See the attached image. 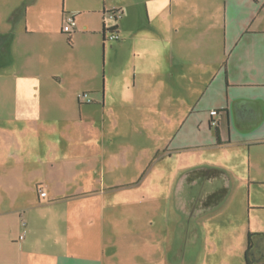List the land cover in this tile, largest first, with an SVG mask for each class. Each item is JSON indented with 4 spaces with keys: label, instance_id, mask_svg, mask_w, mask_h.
<instances>
[{
    "label": "crops",
    "instance_id": "0c3cea01",
    "mask_svg": "<svg viewBox=\"0 0 264 264\" xmlns=\"http://www.w3.org/2000/svg\"><path fill=\"white\" fill-rule=\"evenodd\" d=\"M249 234L264 264V0H0V264H247Z\"/></svg>",
    "mask_w": 264,
    "mask_h": 264
},
{
    "label": "trees",
    "instance_id": "16d2710c",
    "mask_svg": "<svg viewBox=\"0 0 264 264\" xmlns=\"http://www.w3.org/2000/svg\"><path fill=\"white\" fill-rule=\"evenodd\" d=\"M110 12H112V11H110ZM113 30L114 29H110L109 32H112ZM216 133H217V130H216ZM220 174H221V171L219 169L210 168V169H207L205 171H201L197 175H200L202 177H205V178H208L209 179V178H215L216 176H219ZM226 192H227V189L225 187H222V188L218 189L217 191H214L212 193H209L202 200V206L203 207H209V206L217 203L218 201H220L225 196ZM250 246H251V240H250V234H249L248 235L247 248H246V251H245V256H246L247 264H250L249 263V260L247 258L248 257V252H249Z\"/></svg>",
    "mask_w": 264,
    "mask_h": 264
},
{
    "label": "built area",
    "instance_id": "2783aa9c",
    "mask_svg": "<svg viewBox=\"0 0 264 264\" xmlns=\"http://www.w3.org/2000/svg\"><path fill=\"white\" fill-rule=\"evenodd\" d=\"M108 16L111 19H116V18H118L120 16V14L117 11L112 10V12H109ZM75 26H76V20H75L74 16L66 15L64 17V24L62 26V31L65 32V33H70L74 29ZM108 38L110 40H113V39L117 38V35H116L114 30L112 32H109ZM78 98L82 99V100L90 101V98L88 97V94L86 92L80 93L78 95ZM217 114H218V112L215 109H212L210 111V115L212 116L211 120H210V125L211 126H216L217 125L218 121H217L216 118H214V116H216ZM40 195L44 196L45 192L44 191H40ZM22 236L23 235H21L20 238H22Z\"/></svg>",
    "mask_w": 264,
    "mask_h": 264
},
{
    "label": "rangeland",
    "instance_id": "374dc122",
    "mask_svg": "<svg viewBox=\"0 0 264 264\" xmlns=\"http://www.w3.org/2000/svg\"><path fill=\"white\" fill-rule=\"evenodd\" d=\"M36 11H38V9H36ZM60 11V9L58 10ZM42 14L45 15L46 17H55L58 18L60 17V14L58 15L57 13H52L50 11H42ZM38 14L35 12V16H37ZM59 16V17H58ZM201 185H196V194L200 191ZM215 222L214 219H210V223Z\"/></svg>",
    "mask_w": 264,
    "mask_h": 264
}]
</instances>
